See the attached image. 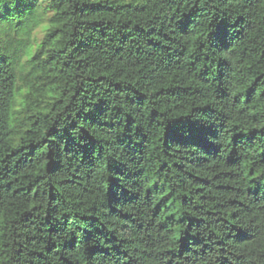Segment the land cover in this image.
<instances>
[{"label": "trees", "instance_id": "1", "mask_svg": "<svg viewBox=\"0 0 264 264\" xmlns=\"http://www.w3.org/2000/svg\"><path fill=\"white\" fill-rule=\"evenodd\" d=\"M0 264H264V0H0Z\"/></svg>", "mask_w": 264, "mask_h": 264}]
</instances>
